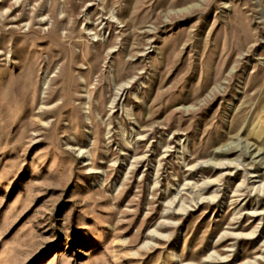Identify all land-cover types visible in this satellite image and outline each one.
Returning <instances> with one entry per match:
<instances>
[{
  "label": "rangeland",
  "instance_id": "374dc122",
  "mask_svg": "<svg viewBox=\"0 0 264 264\" xmlns=\"http://www.w3.org/2000/svg\"><path fill=\"white\" fill-rule=\"evenodd\" d=\"M0 264H264V0H0Z\"/></svg>",
  "mask_w": 264,
  "mask_h": 264
},
{
  "label": "bare ground",
  "instance_id": "6f19581e",
  "mask_svg": "<svg viewBox=\"0 0 264 264\" xmlns=\"http://www.w3.org/2000/svg\"><path fill=\"white\" fill-rule=\"evenodd\" d=\"M9 31V30H8ZM10 31H12V30H10ZM45 92V91H44ZM263 183V182H262ZM255 187V186H254ZM262 188V187H261Z\"/></svg>",
  "mask_w": 264,
  "mask_h": 264
}]
</instances>
